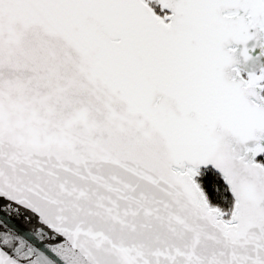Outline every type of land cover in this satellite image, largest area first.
I'll return each instance as SVG.
<instances>
[{"label":"snow or ice","instance_id":"snow-or-ice-1","mask_svg":"<svg viewBox=\"0 0 264 264\" xmlns=\"http://www.w3.org/2000/svg\"><path fill=\"white\" fill-rule=\"evenodd\" d=\"M0 264H264V0H0Z\"/></svg>","mask_w":264,"mask_h":264}]
</instances>
